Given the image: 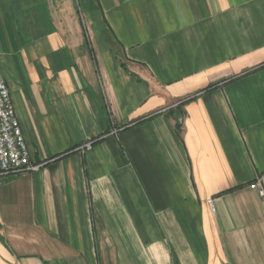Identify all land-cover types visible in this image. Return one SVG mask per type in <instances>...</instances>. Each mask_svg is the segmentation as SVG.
I'll use <instances>...</instances> for the list:
<instances>
[{"label": "crops", "instance_id": "0c3cea01", "mask_svg": "<svg viewBox=\"0 0 264 264\" xmlns=\"http://www.w3.org/2000/svg\"><path fill=\"white\" fill-rule=\"evenodd\" d=\"M0 75V264H264V0H0Z\"/></svg>", "mask_w": 264, "mask_h": 264}, {"label": "built area", "instance_id": "2783aa9c", "mask_svg": "<svg viewBox=\"0 0 264 264\" xmlns=\"http://www.w3.org/2000/svg\"><path fill=\"white\" fill-rule=\"evenodd\" d=\"M89 147V144L85 146V148ZM40 167V164L30 161L27 145L15 117L9 89L0 75V176L36 172ZM250 188L257 190L260 196H264V189L259 183L250 185ZM209 204L213 210L211 201Z\"/></svg>", "mask_w": 264, "mask_h": 264}]
</instances>
